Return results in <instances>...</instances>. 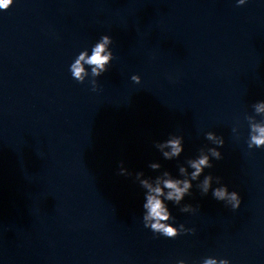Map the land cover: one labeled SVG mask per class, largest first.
<instances>
[{"label": "water", "instance_id": "95a60500", "mask_svg": "<svg viewBox=\"0 0 264 264\" xmlns=\"http://www.w3.org/2000/svg\"><path fill=\"white\" fill-rule=\"evenodd\" d=\"M104 34L114 59L92 91L69 67ZM258 100L264 0H13L0 10V264H264V147L248 148L245 119ZM208 131L225 144L204 174L223 177L240 207L193 181L182 203L196 212L168 203L170 222L196 232L154 234L135 172L178 176L215 146ZM171 133L184 151L165 160L154 141Z\"/></svg>", "mask_w": 264, "mask_h": 264}, {"label": "clouds", "instance_id": "9594fccd", "mask_svg": "<svg viewBox=\"0 0 264 264\" xmlns=\"http://www.w3.org/2000/svg\"><path fill=\"white\" fill-rule=\"evenodd\" d=\"M246 0H237V5H243ZM13 4V0H0V10H7ZM113 44V37L104 34L92 46L89 51L84 48L70 64L69 71L72 77L80 83H84L86 78L91 85L92 91H97L99 84L97 77L108 71V66L114 59V52L110 48ZM131 80L140 83L141 76L133 74ZM255 115L248 114L245 119L248 122L249 133L247 145L249 149L264 147V100H258L252 104ZM262 118L257 120V116ZM233 133L239 136L238 126L232 128ZM205 138L215 145L213 147H202L199 154L188 158L185 163L178 167V176H174L171 171L164 170L155 177L145 176L143 171L135 172V180L144 189V203L142 221L145 228L150 229L154 234H159L167 238H176L182 234L195 233V227H186L184 223H175L176 217L169 208V203L179 207L182 213L196 212L199 205L192 203H182L186 196L192 195L193 181H199L195 187L199 189L202 196H206L209 191L213 198L223 202L225 206H230L236 210L242 203V197L236 190H229L226 183H222L223 177L213 175L212 172L205 173V169L214 167L215 160L223 159L220 148L225 144L222 135H217L214 131L205 133ZM155 147L162 153L165 160H173L180 157L184 151V137L175 133L169 134L167 139L154 141ZM148 167L152 170L161 169L160 162H150ZM191 169V171H189ZM119 174L132 176L133 173L124 167V162H120ZM203 175V179L200 177ZM215 181L216 186L213 187ZM176 264H189L186 259H179ZM191 264H231L230 259L216 256H208L202 260H192Z\"/></svg>", "mask_w": 264, "mask_h": 264}]
</instances>
